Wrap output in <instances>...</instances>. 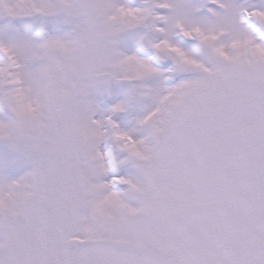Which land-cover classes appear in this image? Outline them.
Instances as JSON below:
<instances>
[{
	"label": "snow or ice",
	"instance_id": "6c2138e0",
	"mask_svg": "<svg viewBox=\"0 0 264 264\" xmlns=\"http://www.w3.org/2000/svg\"><path fill=\"white\" fill-rule=\"evenodd\" d=\"M0 264H264V0H0Z\"/></svg>",
	"mask_w": 264,
	"mask_h": 264
}]
</instances>
